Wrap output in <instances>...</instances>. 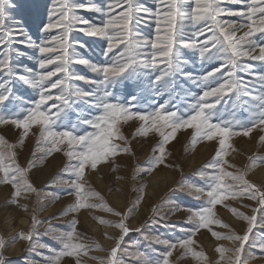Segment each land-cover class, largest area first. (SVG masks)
Returning a JSON list of instances; mask_svg holds the SVG:
<instances>
[{
    "label": "snow or ice",
    "instance_id": "1",
    "mask_svg": "<svg viewBox=\"0 0 264 264\" xmlns=\"http://www.w3.org/2000/svg\"><path fill=\"white\" fill-rule=\"evenodd\" d=\"M51 4L46 18H25L12 27L7 24L8 0H0V127L12 126L18 132L15 141L0 134V185L12 189L8 205L29 212L30 205L22 201L31 194L42 205L31 208L29 230L18 232L11 242L26 240L29 249L41 256L50 252L47 264H62L66 258L72 264L89 260L126 264V258L133 257L138 264H178L184 258L195 264L264 260V179H252L257 169L264 168V153L248 156L243 166L229 159L239 151L234 144L237 137L251 138L259 131L258 143L264 145V72L250 63L264 64V0H155L153 8L137 0H108L103 7L92 0H51ZM228 4L243 7L232 9ZM81 10L101 18L86 19L77 14ZM141 24L151 31H140ZM74 32L94 38L93 43L78 39ZM80 50L92 52V58ZM190 53L195 55L190 58ZM22 58L33 63L28 66ZM197 60L201 68L210 65V69L197 74ZM80 66L85 72L76 71ZM189 83L198 86V94L189 91ZM20 89L34 95L25 99L18 95ZM182 93L187 101H182L183 107L174 103ZM148 99L153 103L144 107ZM242 108L248 111L244 118L237 116ZM132 124L133 132L126 135L124 128ZM181 132H190L186 151L194 152L202 143L214 145V154L198 173L203 183L181 181L170 189L184 191L198 204L171 203L164 212L169 202L162 200L151 206V216L139 227L132 226L130 218L144 203L149 182L134 184L131 191L136 197L119 208L92 186L87 173L102 166L116 172L121 168L119 157H135L133 141L152 135L158 139L151 155L136 164L131 179L152 176L161 167H179L168 161L172 155L168 145ZM30 136L36 146L22 165L19 152ZM55 153H62L67 162L45 187L60 185L65 195L73 197L59 213L72 217L67 230L51 224L56 217L39 218L38 213L48 207L43 199L55 203L61 197L59 192H48L42 199V189L31 178L33 170L44 167ZM217 206L228 209L244 228L238 231L221 218ZM84 210L108 214L94 219L105 228L102 235L113 242L111 246L78 229ZM178 212H187V227L179 229L180 236L146 232L161 221L175 231V225L166 221ZM45 223L48 227L41 233ZM202 230L214 239L212 254L197 239ZM130 233H139L163 250L152 255L131 251L136 244L126 243ZM41 236H50L53 243H40ZM5 247L0 236V264H6ZM174 253H179L175 259Z\"/></svg>",
    "mask_w": 264,
    "mask_h": 264
},
{
    "label": "rangeland",
    "instance_id": "2",
    "mask_svg": "<svg viewBox=\"0 0 264 264\" xmlns=\"http://www.w3.org/2000/svg\"><path fill=\"white\" fill-rule=\"evenodd\" d=\"M81 3H87L88 0H79ZM92 2L100 5L105 6L108 0H92ZM138 3L148 7L153 8L155 5V0H137ZM15 6V7H13ZM52 6L51 0H8V8L10 11L8 12V15L11 17L7 21L8 26H17V22H21L23 19L27 18L30 21L35 20L37 18H46V10ZM226 7L232 8V9H238L242 8L243 5H235V4H228ZM117 11H119L117 9ZM80 16H83L86 19H99L100 14L89 12L85 10H81L77 13ZM150 22V21H149ZM139 30L147 34L149 31H151L150 28L146 27L144 24H141L138 26ZM52 34H58V30H53ZM74 36H76L78 39H83L85 42L92 44L94 41V38L91 37H84L82 33H73ZM259 37V34H257ZM44 38V37H41ZM33 39H35V36H33ZM95 55L99 54V48L95 47ZM24 50V49H22ZM82 53L92 58L93 53L92 52H83ZM28 55H33L32 51L28 52ZM195 53H190L191 56H194ZM22 62L27 64L28 66H31L33 63L32 61H29L26 58H22ZM256 69L257 72H264V64H262L259 61H250ZM210 65H205L204 68H201L199 61L194 62V68L197 74L202 73L204 70H209ZM77 72H85V69L80 66L76 69ZM81 87H85L81 83ZM186 87L189 89L191 93H199V88L197 85L188 84ZM18 95H22L25 97V99H29L31 95H34V93H26L23 89H20L18 92ZM185 94H181V99L174 101V103L180 105L183 107V103H187V101H183V97ZM164 99H167V96L164 97ZM183 101V103H182ZM160 102H163L162 100ZM153 103L151 99H148L144 102V107H147L148 104ZM231 112V108L229 107L226 110L225 119L229 118L227 113ZM248 115V111L246 108L239 109L237 111V116L240 118H244ZM135 127V124H132L130 126H126L124 128L126 135H131ZM0 134L4 135L8 140L15 141L18 137V132L12 127V126H4L0 127ZM262 133L259 131H255L251 138H244V137H237L234 140L235 146L239 149L238 152L232 153V155L229 157L230 160H232L234 163L238 165H245L248 163L247 157L252 155L253 153H264V145H260L258 143V137ZM157 137L152 135L149 138L143 139L138 138L137 140L133 141V150L135 151L136 155L135 157L132 156H121L118 158L117 163L121 165V168H119L116 172L111 171L110 166H102L99 171L95 172H88L87 178L89 182L92 184V186L99 192H101L107 200L116 207L124 208L127 206L128 202L132 199H134L137 195V193L131 191L133 185H139L140 183H143L144 181L149 182V187L152 183L151 178L154 177L155 174H162V173H171L173 174V181L169 183L166 188L164 187L160 188L156 195H152L149 192V187L147 189V195L145 197L144 203L141 205L140 210L135 213L134 217L130 218V224L134 227H139L149 216H151V206L153 204H158L162 200L168 201L169 204H166L164 208V212L168 211V207L171 203H178L185 206H196L198 204V201H195L191 196H188L185 194L182 190H177L175 192L170 191V189H176L177 186L180 184L181 181H184L185 184L188 183H196V184H202L203 181L199 177L198 173L202 169V167L209 161L211 156L214 154V145L211 143H202L197 145L195 151H186V146L188 145V142L190 140V132H181L178 134L177 139L172 141L168 145V150L172 153V155L168 158V161L170 163L176 164L179 167L176 168H164L161 167L158 169L152 176H141L136 181H133L131 179L133 169L136 166V164H143V162L151 155V149L155 145L157 141ZM35 137L30 136L28 140L26 141V145L22 151L19 152V162L22 165H26L27 161L31 159V153L35 148ZM193 158V159H192ZM67 162L66 157L62 153H55L52 157H49L46 164L42 168L34 169L31 173V178L33 180V183L40 189H42L41 198L43 199V196L45 193L48 192H59L60 199L56 201L55 203H50L49 199H43V204L48 205L47 208H45L44 211L39 212V218L41 220H49L52 217H56L55 219H51V224L57 227L59 230H67V226L69 221L71 220V216H63L61 217L59 213L72 201L73 197L67 196L64 194L63 189L60 185H57L54 188H47L45 185L57 174L60 172V170L63 168L65 163ZM264 170V168H261ZM258 170V169H257ZM256 170V171H257ZM124 176L125 179L118 181L116 180V177ZM175 175V176H174ZM255 174V176L252 177V179L256 181H260L264 179V174L261 176H258ZM67 179V177H64ZM175 180V181H174ZM170 186V187H169ZM119 188L121 191L116 192V189ZM111 189V191H109ZM12 189L9 186L6 185H0V195H3L1 198L2 201L0 202V236H3V238L6 241V247L4 250V254L6 257V264H26V261H36L38 264H47L46 257L50 256V252H44L43 256L39 254L38 251H31L29 249V242L26 240H16L14 243L11 242L12 238L16 236V234L20 231H28L31 226V208L32 207H42V205L37 204V197L35 194H31L30 198L26 201H22L25 203H28L30 205V211L29 212H23L21 210H16L17 208L12 205L6 204V201L8 200ZM119 196V199L123 197V199H120L119 201L113 200L112 194L115 193ZM30 201V202H29ZM122 201V204L120 202ZM4 208H9V210H15L16 212L12 213L13 217V226L10 227L5 222V217L2 215L1 212H3ZM18 211V212H17ZM247 211V209H245ZM217 213L218 215L223 218L226 222L232 224L238 231L242 230L244 228V224L241 223L239 220H236V222L232 221V214L228 209H225L223 206H217ZM107 216V213L96 211L93 212L91 210H84L81 211L79 214V220L80 224L78 225V229L81 232L87 233L89 236H94L96 239H98L102 244L105 246H111L113 242L111 243H104L102 239L97 235L94 234V231L90 227V225L85 220H92L97 225L99 223L94 219V216ZM21 217L27 218V223L21 224L20 219ZM187 217V212H178L175 215H169L166 223L170 225H175L176 230L173 231L171 227H165V222L161 221L158 224H153L149 226L146 229V232L148 234H163L167 238H171L173 236H180L179 229L182 227H187V224L185 223ZM235 218V217H233ZM3 219V220H2ZM236 219V218H235ZM3 221V222H2ZM100 227L104 228L103 226L99 225ZM48 227V224L45 223L42 226H40L39 231L43 233ZM110 233L115 234V229H108ZM198 241L204 245L207 241H211L214 244V239L210 236V234L206 230H202L201 233L197 236ZM40 243H53L50 236H41L39 237ZM135 242L136 247L131 248V251H145L149 255L154 254L156 250H163L162 246H158L155 244L150 243L147 240H144L142 236L139 233H130L129 237H126V243L131 246ZM227 243V242H226ZM20 246V247H19ZM55 246V244H53ZM14 247V248H12ZM13 249V251H12ZM16 249V250H14ZM17 251V252H15ZM19 251V252H18ZM96 255H104V253H93ZM179 255V253H174V259L175 257ZM259 256V254H258ZM62 264H72L71 260L65 259L62 261ZM87 264H96L95 261H87ZM126 264H138L136 259L133 258H126ZM178 264H195V261H193L190 258H184L178 261ZM253 264H264V260L257 259L253 262Z\"/></svg>",
    "mask_w": 264,
    "mask_h": 264
},
{
    "label": "bare ground",
    "instance_id": "3",
    "mask_svg": "<svg viewBox=\"0 0 264 264\" xmlns=\"http://www.w3.org/2000/svg\"><path fill=\"white\" fill-rule=\"evenodd\" d=\"M193 159V158H192ZM264 174V170L263 169H258L257 171H256V175H258V176H261V175H263ZM175 176V175H174ZM257 176V177H258ZM151 180H152V183H151V185H150V187H149V192L152 194V195H156V193H157V191L160 189V188H162V187H164V189L166 188V186L169 184V183H171L172 181H173V174H171V173H162V174H155L154 175V177H152L151 178ZM175 181V180H174ZM170 187V186H169ZM117 192V191H116ZM116 192L115 193H113L112 194V196L111 197H113V200H115V201H119L120 199H123V197L122 198H120L119 199V196L116 194ZM3 197V195H0V200L2 201V198ZM124 200V199H123ZM0 201V202H1ZM30 202V201H29ZM23 203H25V202H23ZM120 204H122V201L120 202ZM16 210H18V209H16ZM14 212H16L15 210L13 211V210H9V208H4V210H3V212H1L2 213V215H4V216H7V217H5V222L8 224V225H10V227H12L13 226V215H12V213H14ZM18 212V211H17ZM232 218V221H234V222H236V220L237 219H235V218H233V216L231 217ZM20 220V223L21 224H25V223H27V218L26 217H21V218H19ZM3 220V219H2ZM89 225H90V227L92 228V230L94 231V234H97L101 239H102V241L104 242V243H111V241L110 240H107V239H105L104 238V236L102 235V233L105 231V228H102V227H100L99 225H97L95 222H93L92 220H85ZM3 222V221H2ZM108 230V229H107ZM212 245H213V242H211V241H207L206 243H205V249L206 250H208L209 252H210V254H212L211 253V248H212ZM20 247V246H19ZM12 248H14V247H12ZM14 250H16V249H14ZM12 251H13V249H12ZM15 252H17V251H15ZM19 252V251H18ZM214 255V254H213Z\"/></svg>",
    "mask_w": 264,
    "mask_h": 264
}]
</instances>
